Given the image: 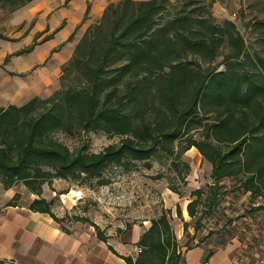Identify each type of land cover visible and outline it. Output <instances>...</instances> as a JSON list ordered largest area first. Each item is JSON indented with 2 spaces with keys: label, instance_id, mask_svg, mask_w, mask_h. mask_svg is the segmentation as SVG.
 <instances>
[{
  "label": "trees",
  "instance_id": "16d2710c",
  "mask_svg": "<svg viewBox=\"0 0 264 264\" xmlns=\"http://www.w3.org/2000/svg\"><path fill=\"white\" fill-rule=\"evenodd\" d=\"M3 1L20 6L30 0ZM186 1L194 3L193 10L163 20L160 15L170 0L109 2L61 64L59 88L44 98L0 105L4 188L22 184L37 195L28 208L47 212L57 222H87L105 240L89 218L57 216L51 210L54 198L42 196L43 185L55 178L104 184L102 172L109 165L131 170L142 160L149 168L146 159L156 150L177 157L193 146L210 163L212 183L203 201L199 189L192 191L195 198L186 204L190 217L198 204H215L226 177L235 179L242 192L261 199L253 210L264 208V52L249 53L232 21L216 22L199 0ZM44 30L6 54L0 66L48 39L52 32L36 39ZM0 39L12 38L0 34ZM220 64L223 68L217 69ZM192 129L199 130V137L190 133ZM88 131L119 139L87 151L83 145L70 149L54 136ZM20 197L15 192L6 204H17ZM169 212L150 219L137 241L135 259L123 256L126 264H180ZM176 212L180 215L178 206ZM0 264L12 263L0 259Z\"/></svg>",
  "mask_w": 264,
  "mask_h": 264
},
{
  "label": "rangeland",
  "instance_id": "374dc122",
  "mask_svg": "<svg viewBox=\"0 0 264 264\" xmlns=\"http://www.w3.org/2000/svg\"><path fill=\"white\" fill-rule=\"evenodd\" d=\"M83 1L76 0L77 5ZM115 1L108 0V3ZM91 3L85 0L84 6L88 4L90 7ZM199 4L207 7L216 22L223 19L232 21L242 34L249 53L254 50L264 52V44H260L264 40V24H258L264 21V0H199ZM193 6L194 3L186 0H170L160 19L177 16L183 10L191 11ZM78 12L79 9L71 7L70 0H30L20 6L1 0L0 34L13 38L0 39V63L4 55L31 42L35 31L45 25L47 31L60 25V29L69 27L72 38L77 36L80 39L86 27L100 17L90 22L88 15H83V9ZM43 65L44 61L32 63L26 55L11 56L0 66V87L6 86L5 78ZM222 68L223 64H220L217 69ZM59 75L60 70L52 85L54 90L60 87ZM198 129H192L190 133L199 137ZM54 136L70 149L83 145L87 151H98L119 139L116 134L102 131L73 135L56 132ZM146 161L150 163L149 168L142 160L136 161L131 170L107 166L102 172V178L107 180L104 184H97L96 179L55 178L44 185L43 195L54 197L53 211L58 216H84L101 226L103 231L111 233L118 232V228L123 229L126 223L143 226L145 220L169 209L170 226L174 233L177 228H183L187 246L194 243V239L211 244L236 242L238 264H255L264 256V208L253 210L261 202L259 197L242 192L235 179L226 177L220 182L221 192L215 204L212 207L198 204L195 216L188 217L184 210L187 202L195 198L192 191L199 189L203 201L212 183L210 163L193 146L177 157L156 150ZM177 206L180 215H177ZM183 217L187 220L184 221Z\"/></svg>",
  "mask_w": 264,
  "mask_h": 264
},
{
  "label": "crops",
  "instance_id": "0c3cea01",
  "mask_svg": "<svg viewBox=\"0 0 264 264\" xmlns=\"http://www.w3.org/2000/svg\"><path fill=\"white\" fill-rule=\"evenodd\" d=\"M84 1L81 5H77L76 0H70V4L71 7L79 9V12L83 9V15H88L90 22L101 16L108 3V0H90L92 3L84 14L88 5L84 6ZM45 27L36 30L35 33L44 30ZM60 28L61 25L50 31L44 30L36 39L40 40L44 35L52 32L48 39L35 44L27 53L14 55L16 57L26 55L32 63L44 61V65L30 72L15 73L12 78H5L3 82L10 86L6 84L5 87H0L1 106L19 105L34 96L44 98L51 94L61 64L71 55L79 39L77 36L67 39L72 31L69 27ZM44 185L43 197H45ZM15 192L21 193L19 202L14 205L6 204ZM34 197L37 195L28 192L22 184L4 188L0 183V259L6 263L126 264L123 256L135 259L140 250L137 245L139 236L150 225V220H145L143 226L131 224L129 228L114 233L103 231L99 226L106 236L103 240L97 237L94 227L87 222L71 219L57 222L47 212L28 208V203ZM51 198L54 197L46 199ZM184 212L187 213L186 210ZM183 219L186 221L187 217ZM63 226L66 228L64 229ZM174 234L180 251V264H238L236 242L211 244L194 239V243L187 246L184 244L186 238L182 227L177 228ZM263 260L264 256L258 262Z\"/></svg>",
  "mask_w": 264,
  "mask_h": 264
},
{
  "label": "bare ground",
  "instance_id": "6f19581e",
  "mask_svg": "<svg viewBox=\"0 0 264 264\" xmlns=\"http://www.w3.org/2000/svg\"><path fill=\"white\" fill-rule=\"evenodd\" d=\"M74 194H77V195H78V197L80 196V194H79L78 192H75Z\"/></svg>",
  "mask_w": 264,
  "mask_h": 264
}]
</instances>
